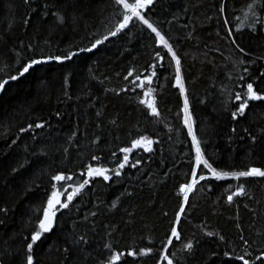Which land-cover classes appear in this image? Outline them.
I'll list each match as a JSON object with an SVG mask.
<instances>
[{
  "label": "trees",
  "instance_id": "16d2710c",
  "mask_svg": "<svg viewBox=\"0 0 264 264\" xmlns=\"http://www.w3.org/2000/svg\"><path fill=\"white\" fill-rule=\"evenodd\" d=\"M249 2L229 0L227 5V27L233 28L237 43L248 56L225 38L226 26L218 13L221 0H157L150 10V18L181 57L190 112L198 137L206 141L202 144L206 156L224 170L264 167V102H250L245 115L233 120L231 112L238 102L228 100L229 92L234 96L243 91L235 80V74L242 71L238 58L249 62L251 77L264 73V30L252 33L243 27ZM54 11L65 16L64 24ZM114 11L112 0H33L31 7L24 0H0V82L17 75L32 58L90 46L107 30ZM72 15L78 18L76 23L71 22ZM26 16L30 18L27 24ZM236 27H242V32H235ZM130 29L73 61L36 65L17 80L9 79L0 91V208L8 209L7 214L0 212V257L6 264L23 260V237L30 236L36 227L39 214L34 215V210L46 206L55 183L51 175L62 172L78 180L87 163L95 166L92 155L114 167L111 153L122 157L119 148L129 146L140 134L159 141L153 144V152L135 150L130 161L140 158L137 168L126 166L120 178L113 177L114 182L96 178L86 186L70 210L58 213V225L45 234L34 251L41 264H85L79 250L67 258L59 251L75 235H85L87 252L99 258H103L106 232L113 228V243L124 250L145 245L149 238L154 242L166 238L182 202L179 186L191 179L194 148L183 124V96L175 87L168 56L157 47L146 26L141 30L130 25ZM29 44L33 47L28 48ZM156 51L165 55L166 65L153 81L161 115L149 119L137 102V94L122 93L121 89L128 86L124 79L128 71L144 72L155 62ZM257 85L264 90V83L258 80ZM37 123H43L44 128H35ZM29 124L33 128L20 131ZM232 128H236L235 133ZM245 128L257 136L255 145L243 132ZM240 183L249 195L234 197L233 204L227 202L226 189L228 185L234 188L235 181H211V191L198 185L190 194V211L181 217L182 237L185 242L192 240L196 250L188 256L178 250L181 245L175 241L172 249L178 257H186L184 264H240L225 257V242L206 236V231L224 235L226 241L239 245L237 253L242 255V228L249 251L253 256L260 254L257 245L264 241V179L249 178ZM117 197L118 205L113 208ZM91 261L89 257L88 264ZM142 264H157V260L144 258Z\"/></svg>",
  "mask_w": 264,
  "mask_h": 264
},
{
  "label": "snow or ice",
  "instance_id": "6c2138e0",
  "mask_svg": "<svg viewBox=\"0 0 264 264\" xmlns=\"http://www.w3.org/2000/svg\"><path fill=\"white\" fill-rule=\"evenodd\" d=\"M32 2L33 0H24V3L29 7H31ZM156 3L157 0H112V6L115 11L112 13L109 26H107V30L101 36L94 38L90 42V46L79 47L77 50H67L62 55L48 54L40 58H32L22 65L17 75H11L9 77L10 80H17L19 77L29 73L34 66L50 61L61 64L73 61L74 58L83 53H92L100 45L104 44L105 41H108L110 37H116L125 29L131 30L130 25L132 27H139L141 30H144L146 26V29L154 34L153 38L157 42V47L168 56V64L174 68L175 87L183 96L182 119L183 124L187 128V134L191 137L190 143L194 148V156L190 157L194 168L191 172L190 181L179 186L178 194H182V202L175 218L169 225L166 238L159 242H154L149 238L148 243L145 245L140 247L133 246L124 250L113 243L112 237L115 231L113 228L106 232L108 239L103 244L101 250L103 258H99L87 252L86 246L89 241L85 235H75L70 238L65 247L59 250L62 251L65 258H67L73 250H79L84 255L85 264H88L89 257H92L91 264H142L144 258L148 257H155L157 264H184L186 257H178L176 254L177 250L172 249L174 248L175 241L181 245V248L178 250L186 252L188 256H191L196 250L192 240H187L185 242L182 237L183 229L181 227V217L188 215L190 211L189 197L190 194L197 189V186L207 187V189L211 191V181H235L237 185L234 188L228 185L226 189L229 193L227 194V202L233 204L234 197H245L249 195L245 184L240 183L241 181L248 180L249 178L264 179V167L247 166L242 169L224 170L214 166L215 161L206 156L205 150L202 147V144L206 143V141H202V139L198 137L194 127L195 121L190 112L187 88L181 72V57L174 49L173 43L170 42V38L161 31L157 22L150 18V10ZM228 3L229 0H221L218 6V13L222 14V24L226 26L225 38L228 39L240 53L248 56L249 54L246 50L237 43V37L233 35V28L227 27L230 23L227 15ZM245 7L247 11L244 12L245 24L243 27H246L252 33H256L258 29L264 30V0H250ZM44 8L47 9L48 5L45 4ZM241 11L243 12V9H241ZM52 14L57 18L60 24L65 23V16L61 14V12L54 11ZM29 19L30 18L26 16L24 23L27 24ZM236 19L240 20V17H236ZM77 20L78 18L75 15L71 16L72 23H76ZM242 30V27L235 28V32L237 33L242 32ZM27 47L32 48L33 46L29 44ZM165 55H162L161 51H156L154 56L155 62L151 63L148 69L141 73H137L135 69H131L124 77L125 81H128V86L122 88L121 92L136 93L138 98L137 102L139 105L144 106L145 113L149 119L157 118L161 115L157 108L156 88L153 87V81L158 78V71L166 66ZM261 59H264V57H261ZM236 63L242 68V71L235 74V80L237 82V87L241 88L243 91H236L234 96L232 93H228V100L230 102H238L236 109L231 112V118L233 120H239L245 115L246 110L250 107V102H264V90H261L258 85L254 86L258 80L264 83V73L253 78L249 71L250 64L248 61L238 58ZM251 63H255V61L251 60ZM9 79H3V82H0V91L8 84ZM249 80H251V82H249ZM225 91L227 92V89ZM117 95H120V93H117ZM57 115H59V113H57ZM100 115L101 113L97 112V116ZM112 123L115 124L116 121L113 120ZM44 126L43 123L35 124V128H44ZM31 128H33V125L29 124L27 128H21L20 131L26 132ZM232 132L235 133L236 128H232ZM243 132L248 135L252 144L255 145L257 136L251 134L247 128L243 129ZM261 133L264 134V129L261 130ZM73 135H75V133ZM95 142L97 144L100 143L99 138H97ZM154 143H159V141L145 134H140L137 138H133L129 146L119 148V152L123 154L122 157H118L115 151L111 153V156L114 158L113 163L115 164V166L111 168L102 162V157L92 155L91 160L96 162L95 166L92 163H87L84 170L79 173L80 179L75 181L72 175H65L62 172L51 175L50 180L55 183L51 184L50 194L46 197L45 201L46 206L34 210V215L37 213L39 214L37 224L30 236L23 237L26 241L24 258L22 261L16 262V264H41L39 258L35 255L34 246L38 245V242L45 237V234L51 233L54 227L58 225V213L63 215L64 210H70V205H72L74 198L81 194L82 190L96 180V178H102L105 182H114L113 177L120 178L124 174L123 170L126 166L137 168L141 163V159L134 158L130 161V155L135 150L141 149L151 153L153 152ZM65 152H67V148ZM13 171H17V169ZM201 182L208 183L202 185ZM70 188L72 189L71 192H69ZM127 195L131 196L132 194L127 193ZM118 201L119 197L113 202V208L117 207ZM245 206L247 207V205ZM7 211L8 209L6 208H0V212L4 214H7ZM91 215L96 216V213L92 212ZM164 215L167 216V213L165 212ZM237 227L239 228V225H237ZM240 232L241 235L239 240L243 245L240 249L241 252H243L242 255L237 253L239 245L231 244V242L226 241L224 235L212 231H206L204 234L208 237H218L220 241L225 242L226 250L223 253L225 257L233 261H238L240 264H257V262H259V264H264V241L257 245V247L260 248V254L253 256L252 252L249 251L250 244L248 239L243 235L242 228ZM157 243L159 247H157ZM0 264H6L3 257H0Z\"/></svg>",
  "mask_w": 264,
  "mask_h": 264
},
{
  "label": "rangeland",
  "instance_id": "374dc122",
  "mask_svg": "<svg viewBox=\"0 0 264 264\" xmlns=\"http://www.w3.org/2000/svg\"><path fill=\"white\" fill-rule=\"evenodd\" d=\"M62 199H63V197H62Z\"/></svg>",
  "mask_w": 264,
  "mask_h": 264
}]
</instances>
